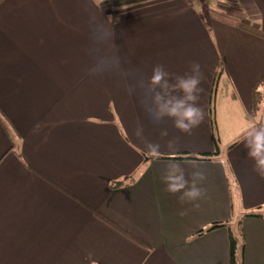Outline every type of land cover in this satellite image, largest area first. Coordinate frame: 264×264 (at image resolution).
<instances>
[{
  "label": "crops",
  "instance_id": "obj_1",
  "mask_svg": "<svg viewBox=\"0 0 264 264\" xmlns=\"http://www.w3.org/2000/svg\"><path fill=\"white\" fill-rule=\"evenodd\" d=\"M239 22L264 29V0H0V264H231L226 227L198 235L229 219L244 264H264V217L243 216L264 206L244 146L264 124L252 96L264 39ZM193 62L202 119L183 132L154 118L150 78L162 65L174 82ZM215 125L217 156H154L215 150ZM196 172L199 198L167 190Z\"/></svg>",
  "mask_w": 264,
  "mask_h": 264
},
{
  "label": "clouds",
  "instance_id": "obj_2",
  "mask_svg": "<svg viewBox=\"0 0 264 264\" xmlns=\"http://www.w3.org/2000/svg\"><path fill=\"white\" fill-rule=\"evenodd\" d=\"M171 74L162 65H156L150 78L154 88L153 116L159 120L164 116L174 119V126L183 132H190L202 119V109L198 106L199 84L201 73L199 64L193 62L189 74L176 76L174 82ZM244 146L248 155L255 160V170L264 177V124H254L247 130ZM179 169V165L175 166ZM193 180L189 186L188 180L181 174L168 178L167 190L181 192V200H195L203 192L197 186V180L203 179L200 172L193 173Z\"/></svg>",
  "mask_w": 264,
  "mask_h": 264
},
{
  "label": "trees",
  "instance_id": "obj_3",
  "mask_svg": "<svg viewBox=\"0 0 264 264\" xmlns=\"http://www.w3.org/2000/svg\"><path fill=\"white\" fill-rule=\"evenodd\" d=\"M148 0H110L111 4L115 7H120L124 5H132L136 3H141ZM237 26L245 31L249 32L251 34H254L260 38L264 39V29L262 27H258L251 23L246 22H239ZM219 72L216 76L215 80V89L218 86L219 78H220ZM253 96V109L257 113L260 111L264 105V75L258 80V82L255 84L252 92ZM215 106L212 107V114H213V122L215 123L214 118V109ZM0 119L3 121V124L6 126V118L2 112H0ZM216 128V125H215ZM246 133L242 135L244 137ZM215 150L213 151H183V152H158L155 153L154 156L162 159H183V160H207L211 159L215 156H217L220 153L219 148V137L218 135L215 136ZM16 145L15 143L13 144ZM125 181H119L113 184V187H119L123 184H125ZM263 206H259L255 210L247 211L243 216L247 217H264V212H262L260 209ZM97 215L100 216L102 219L106 220L111 225L117 227L120 229V227L112 220L108 219L106 216L101 214L100 212H97ZM226 227L229 231L230 236V244H231V264H244V246H245V237L243 233L242 228V221L238 219L237 221L229 219L227 221H220L212 223L209 227L206 229H202L198 232V235H201L207 231H212L214 229ZM125 234L130 236L132 239H135L138 243L141 245L148 247V245L137 238L136 236L130 234L129 232L124 231Z\"/></svg>",
  "mask_w": 264,
  "mask_h": 264
},
{
  "label": "rangeland",
  "instance_id": "obj_4",
  "mask_svg": "<svg viewBox=\"0 0 264 264\" xmlns=\"http://www.w3.org/2000/svg\"><path fill=\"white\" fill-rule=\"evenodd\" d=\"M97 2H98V0H96ZM210 1V3L212 4V5H217L218 4V2H220V0H209ZM215 117V116H214ZM230 121H231V124L229 125V129H228V134L229 135H233V133L238 129V127H239V125H234L232 122V119H229ZM216 135H218V137H219V145H221L220 143V141H221V138H220V135H219V131H218V125H216ZM215 135V136H216ZM238 141V140H237ZM234 142H236V141H234ZM236 144V143H235ZM227 147L228 146V144L226 143V142H222V146H221V148H224V147ZM263 210H264V206H263Z\"/></svg>",
  "mask_w": 264,
  "mask_h": 264
}]
</instances>
